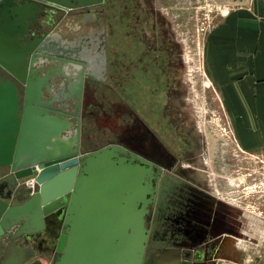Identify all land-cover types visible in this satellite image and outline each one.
I'll return each instance as SVG.
<instances>
[{
	"label": "flooded vegetation",
	"instance_id": "1",
	"mask_svg": "<svg viewBox=\"0 0 264 264\" xmlns=\"http://www.w3.org/2000/svg\"><path fill=\"white\" fill-rule=\"evenodd\" d=\"M151 1L100 0L71 6L64 12L58 4L44 0L39 3L43 12L58 14L43 27L64 42L55 49L87 63L82 82L81 152L114 141L152 162V194L148 196L153 198L145 214L148 240L142 264L146 263L151 224L158 245L169 244L155 246L156 251L149 253L150 264H241L243 261L228 253V240L245 238L243 242H251L254 238L241 235L244 225L235 226L234 217L238 215L223 204L228 201L220 180L224 176L214 172L210 163L212 134L208 129L192 126L186 115L188 95L178 71L182 52L175 44L170 19L165 23L163 17L169 11L160 10ZM3 3L0 1V10H5ZM25 47L19 46L22 50ZM1 70L5 71L0 66ZM119 85L122 95L115 97L107 92L115 91ZM87 127L90 132H85ZM86 140L90 146H85ZM258 154L264 156V151ZM252 170V175L258 172L264 177V171ZM255 175L252 179L257 178ZM261 182L263 188L259 191L264 201V180ZM12 227V232L21 228ZM248 229L251 230L250 225ZM22 234L21 241L12 240L21 245L22 251L10 248L6 255H2L6 251L0 252V258L4 257L0 264H6L13 254L16 264H20L24 245L39 250L38 257L51 256L52 264L56 251L45 244L46 231L41 229L28 239ZM44 245L52 255L43 253ZM246 261L243 263L251 264L252 257Z\"/></svg>",
	"mask_w": 264,
	"mask_h": 264
},
{
	"label": "water",
	"instance_id": "2",
	"mask_svg": "<svg viewBox=\"0 0 264 264\" xmlns=\"http://www.w3.org/2000/svg\"><path fill=\"white\" fill-rule=\"evenodd\" d=\"M1 1L0 66L21 84L22 104L16 116L14 83L0 82V165L15 178L34 175L36 189L19 203L0 198V252H21L12 240L45 229L54 209L52 264H142L152 162L114 141L78 154L87 63L55 49L64 42L38 24L51 15L42 0ZM44 1L64 12L100 0Z\"/></svg>",
	"mask_w": 264,
	"mask_h": 264
},
{
	"label": "rangeland",
	"instance_id": "3",
	"mask_svg": "<svg viewBox=\"0 0 264 264\" xmlns=\"http://www.w3.org/2000/svg\"><path fill=\"white\" fill-rule=\"evenodd\" d=\"M249 1L168 0L165 3L169 5L167 7L169 12L168 14L163 13L165 23H168V19H170V25L174 27L175 44H178L182 52L183 59L178 71L183 79L182 83L185 87V93L188 95L185 109L186 115H188L192 126L202 127L211 132L214 148L211 151L210 163L218 171L214 170V172L222 173L224 176L222 177L221 175L220 180L224 186V198L228 201L223 202V204L227 209H233L232 212H236L238 215L236 216L237 218L234 217L235 226L239 228V223L244 225L240 229L241 235H250V237L254 238V241L251 242H243L242 240L245 239L243 237H241L243 239H239L240 241L234 240V238H229L228 240L231 248L228 253L245 263L247 259L252 257L253 253L262 250L264 246L262 242L264 233V201L262 200V191H259L263 188L261 181L264 180V177L262 173L258 172L255 173L256 175H252V168L264 171V162L259 161V158L264 159V156L243 148L237 141L232 127L231 114L223 101L206 61V44L209 32L222 19L223 14L231 8L247 5ZM164 9L167 11L166 8ZM50 14L49 20L40 18L38 24L45 27L58 15L53 12ZM13 80L17 95L16 116H19L22 86L17 80ZM109 91L115 97L123 94L121 85L117 86L115 91L108 90L107 92L109 93ZM85 132H90V128L87 127ZM85 146H90L87 140L85 141ZM8 171L6 165H0V196L16 203L22 202L36 189V182L32 176L16 179ZM254 175L257 177L256 179H252ZM236 181L238 183H235ZM238 207L240 209L236 210ZM151 225L153 231L145 264L151 263L149 253L156 251L155 246L158 245L153 239L155 227L153 228V224ZM248 225L251 226V230L248 229ZM14 242L17 241L14 240ZM230 242L234 243V245ZM168 244V242H163L158 247L162 248L160 247L161 245ZM8 248L6 247V252H3L2 255L8 253ZM23 250L24 256L20 264H35L36 258L40 260L42 257H38L41 252H38L39 250L31 245H24ZM35 250L37 251L34 252ZM34 257L36 258L34 259ZM0 259L3 261L4 257L1 256ZM5 259L8 258L5 257ZM51 261V256H43L44 264H50Z\"/></svg>",
	"mask_w": 264,
	"mask_h": 264
},
{
	"label": "crops",
	"instance_id": "4",
	"mask_svg": "<svg viewBox=\"0 0 264 264\" xmlns=\"http://www.w3.org/2000/svg\"><path fill=\"white\" fill-rule=\"evenodd\" d=\"M153 1L160 10L169 6L168 0ZM206 49V61L231 114L237 141L252 152L264 151V0H250L226 11L209 32ZM13 79L0 71V82L13 83ZM253 255L264 264V246ZM35 264H44L43 257Z\"/></svg>",
	"mask_w": 264,
	"mask_h": 264
},
{
	"label": "bare ground",
	"instance_id": "5",
	"mask_svg": "<svg viewBox=\"0 0 264 264\" xmlns=\"http://www.w3.org/2000/svg\"><path fill=\"white\" fill-rule=\"evenodd\" d=\"M21 104H22V98H21ZM20 111H21V109H20ZM80 151H81V143L79 144V152H78V154H80ZM11 154L12 153L10 152V157H11ZM5 155L6 154H4L3 156H5ZM30 176H32L34 178V175H30ZM25 177H27V176H25ZM17 179H20V178H17ZM32 193H33V191H32ZM49 214H50V217L48 218L47 223L45 222L46 226H45V229H44L46 231V235H47L45 244L47 246H49L51 249H54V246H55V243H56V237L55 236L57 234V231H56V229H57L56 228V217H57V215H56V212H55L54 209H52V211L49 210ZM47 225L49 227H47ZM46 245H44V246H46ZM43 252H45V253H47L49 255L51 254V251H48V250L47 251H43ZM13 255H12V257H13ZM12 257L9 258V260L7 261L6 264H16V258L15 257L12 258Z\"/></svg>",
	"mask_w": 264,
	"mask_h": 264
}]
</instances>
